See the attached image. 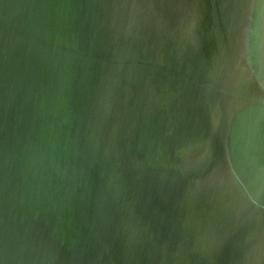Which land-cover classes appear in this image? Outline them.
<instances>
[{
	"label": "water",
	"instance_id": "obj_1",
	"mask_svg": "<svg viewBox=\"0 0 264 264\" xmlns=\"http://www.w3.org/2000/svg\"><path fill=\"white\" fill-rule=\"evenodd\" d=\"M0 264H264V0H0Z\"/></svg>",
	"mask_w": 264,
	"mask_h": 264
}]
</instances>
